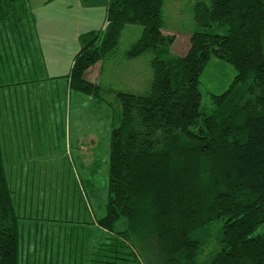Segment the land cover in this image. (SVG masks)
Listing matches in <instances>:
<instances>
[{"label": "trees", "instance_id": "16d2710c", "mask_svg": "<svg viewBox=\"0 0 264 264\" xmlns=\"http://www.w3.org/2000/svg\"><path fill=\"white\" fill-rule=\"evenodd\" d=\"M165 1L108 0L103 30L80 35L69 75L75 91L104 99L102 85L88 78L91 68L142 57L148 64L144 92L107 87L116 101H104L118 124L98 222L109 231L126 217L125 253L139 255L140 264H264V0L197 1L183 54L173 51L177 34L167 29ZM30 11L28 0H0V21L24 20ZM131 25L141 28L122 54ZM212 57L237 73L204 111L201 76ZM21 219L0 125V264H20ZM214 236L216 248L202 260Z\"/></svg>", "mask_w": 264, "mask_h": 264}, {"label": "rangeland", "instance_id": "374dc122", "mask_svg": "<svg viewBox=\"0 0 264 264\" xmlns=\"http://www.w3.org/2000/svg\"><path fill=\"white\" fill-rule=\"evenodd\" d=\"M87 1L97 3L95 20H91L89 28L98 32L102 31L106 23L107 1ZM197 1L200 0L165 1L164 17L167 29L177 34V41L173 46L175 54H183L189 47V32L196 27L193 6ZM41 2L43 0H28L31 8L38 7ZM71 2L72 0L57 1L60 9L64 8L65 12L74 11L72 18L64 22V25L69 23L66 36L55 34L51 30L41 31L46 35L44 40L47 43H50L49 40L55 42L58 39L66 42L64 39L71 38L66 45L51 47L49 44L41 50L37 19L32 11L24 20L0 21L2 144L16 207L26 214V227L20 234V264H67L70 262L69 244L64 242L48 244L47 238L63 235L66 230L76 224L75 219L78 222L77 215L81 212L85 215L84 206L82 211L78 208L79 202L75 212L73 201L74 198H80L78 194L84 188L93 196V219L96 220L97 216L98 221L105 215L109 196L110 137L113 122L115 121L114 125L118 124L113 114L115 107L107 106L104 101L105 98L110 103L116 101L114 94L110 93L112 91H108L107 87H111L113 91L141 93L147 88L148 64L144 58L131 61L119 59L122 64L119 62L118 67L115 66V68L112 63H109L110 67L106 64L101 70L99 64L93 67L88 75L90 80L102 85L104 92L101 93V97L104 99L73 89H71L72 95L69 93L64 96L61 87L66 88L74 59L82 47L79 33L83 27L80 21L82 9ZM69 3L73 6L72 9L67 7ZM49 10L54 11L52 8ZM38 22L42 24L45 20H38ZM133 26L127 27L123 32L119 48L122 54L138 37V28L141 27L136 26V29H133ZM111 62L116 63V61ZM135 72L138 74L134 75ZM236 73L235 68L229 63L217 57L211 58L201 76L204 111L212 109L211 95L226 91ZM8 125L14 126V129L21 125L31 127L29 130L25 127L24 131H14V145L11 144L10 149L8 147L7 150ZM74 133L81 134L82 138L88 139V142L90 133L93 134L94 142L91 150L93 162L90 163L88 173L82 170V165L78 161L82 157L77 148ZM88 150L90 151L89 148ZM77 174L82 179L84 185L82 188L76 179ZM89 207L93 210L91 204ZM86 218H88L87 224L91 223L90 228H92L93 221H90L87 215L84 216V219ZM128 227L127 218L121 217L115 223L113 230L105 231V243L99 248V252L104 253L105 263L101 261L96 264H113L112 262L140 264L139 255L136 257L125 253L130 252L131 249L124 246L126 241L121 232ZM119 242L122 243L120 249L124 251L119 256L128 260L114 258V255H118L115 250ZM216 243L214 236L210 245L205 248L202 260L209 258L212 249L216 248ZM89 250L91 245L88 243L83 252L87 253ZM59 255L61 260L56 259Z\"/></svg>", "mask_w": 264, "mask_h": 264}, {"label": "crops", "instance_id": "0c3cea01", "mask_svg": "<svg viewBox=\"0 0 264 264\" xmlns=\"http://www.w3.org/2000/svg\"><path fill=\"white\" fill-rule=\"evenodd\" d=\"M57 1H60V0H43V2H41V5H38V7L33 6L31 8L33 16L37 19V26H38L39 37H40L39 46H40L41 50H43L45 45L48 46L49 44L51 47L54 45H66L67 44L66 42H68L71 39V38L70 39H64L66 42H64L63 39H58L55 42L48 39L50 41V43H47L44 40V36H46V35H44V33H42V32H46L48 30H51L55 34H60L61 36L62 35L66 36V34H68L67 33V27H68L69 23L67 25H64V22L69 20V18H72L74 11L65 12L66 10L64 8L60 9L61 7L57 3ZM81 1L82 2H80V0H72L74 5H78L82 9V15H81L80 21L82 22L83 27L81 28L79 33L83 34L86 31L91 30L89 28V25H90L91 20H95V16H94L95 11H96L95 5L97 3H91L92 1H87V0H86V2H85V0H81ZM105 1H107V4H108V0H105ZM71 3L67 4V7L72 9L73 6L70 5ZM49 8H52L54 11L49 10ZM38 20H45V22L40 24L38 22ZM48 26H50V27H48ZM84 26H87V27L85 28ZM104 27H105V25H104ZM92 30H94V29H92ZM79 33L75 32V34H79ZM91 70H92V68L88 71L87 75H89ZM61 89L63 90L64 96L69 95V93H70V95L73 94V92L71 91L69 78H68L66 88H65V86H63V87H61ZM75 93H76V95H78L77 92H75ZM25 127H27V130H29V128L31 126L30 125H21L20 127H16L15 129H14V126H12V125L7 126V130H6V138H7V144H8L7 150H8V147L10 149L11 144L14 145V131H20V130L24 131ZM66 135H67V133L65 134V137H66ZM74 137L76 139L77 148H78V150H80V155L82 158H80L78 160L76 154H75V157L80 162V164L82 165L81 166L82 170H84L88 173V168H90L89 167L90 163L93 162V153L91 151L92 147H93V142H94L93 134L90 133V141L89 142H88V139L82 138L81 134L77 135V133H74ZM88 148L90 149V151L88 150ZM89 173H91V172H89ZM76 179L78 182H80V188H82L84 185L82 183L81 177L78 174L76 176ZM74 195H76L75 191H74ZM78 195L80 196V198H74L73 199L74 206H75V212L78 208L82 211V209H83L82 206H84L85 215L82 214V212H81L79 215H77L78 216L77 217L78 222H76V219H75L76 224L73 225V227L71 229L66 230L63 235L52 236V237L49 236L47 238V243L49 244V243H62V242H64V243L69 244V246H70V248H69V260H70V262L67 264H96V263H99L101 261H102V263H105L104 253L99 252V248L104 245V243H105V231L106 232H108V231L102 225L99 224V222L97 221V216L95 217L96 220L93 219L94 207L92 204L93 196H92L91 192L89 193L88 190L84 188V190L82 192H79ZM24 201L25 200L23 199V205H24ZM77 202H79L78 208H76ZM90 204L92 205L93 210L90 209V207H89ZM21 208H23V206H21ZM18 211L22 216L21 222H22V230L24 232V229L26 227L25 226L26 214H23V210H18ZM69 215H70V213H69ZM86 215L90 217V221H93L92 228H90L91 223L87 224L88 218L84 219V216H86ZM73 218H76V217L73 216ZM94 222H96V223H94ZM36 242H38V240ZM88 243L91 245V250H89L87 253H84L83 249L85 248V245ZM49 249L50 248L48 247V250ZM57 251L60 252V250H58V249H57ZM27 257H29V255H27ZM56 259L61 260L60 255ZM85 260H86V263H85Z\"/></svg>", "mask_w": 264, "mask_h": 264}]
</instances>
